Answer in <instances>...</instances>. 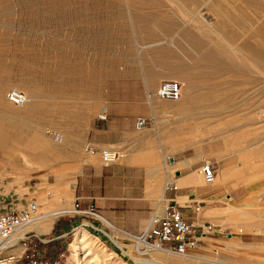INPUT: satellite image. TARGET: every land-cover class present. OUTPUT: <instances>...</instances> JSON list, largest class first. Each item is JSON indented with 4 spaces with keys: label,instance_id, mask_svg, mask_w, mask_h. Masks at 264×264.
I'll return each instance as SVG.
<instances>
[{
    "label": "rangeland",
    "instance_id": "rangeland-1",
    "mask_svg": "<svg viewBox=\"0 0 264 264\" xmlns=\"http://www.w3.org/2000/svg\"><path fill=\"white\" fill-rule=\"evenodd\" d=\"M134 5V2L104 0H0V120L7 127H12V131L14 128L21 131L23 137L21 143L13 142L21 150H17L15 155L22 162L15 157L0 155V196L12 195L11 200L4 197L1 206L19 208L28 200L35 204L37 200L41 205L34 214L33 219H36L46 210L45 203L50 205L47 198L51 195L44 188L46 182L59 186L76 180L79 165L88 154L85 135L82 137L84 124H87V128L92 114L99 112L105 82L133 74L134 68L119 66L118 63L128 62L125 58L139 57L146 50L170 51L175 57H180L184 45L196 46L197 36H190L188 42V36L162 33L166 30L161 28L162 24L149 23L145 28L135 29L145 33L133 35L117 33L133 30L128 26L104 24L109 17L111 23L114 21L111 18L113 11L132 10ZM238 9L241 11L239 14L249 17L239 18L238 34L200 36L206 38L208 57L212 54L213 47L210 45L213 44H223L228 48L232 44L233 48H238L236 76L232 77L235 81L197 84L202 95L190 98L188 109L192 118L186 121L187 125L195 122V108L191 105L194 100L204 96L213 102L210 105L215 106V111L220 112L211 116V122L213 126L222 124L226 131H215L212 127L208 136L219 133L222 138H228L229 175L237 177L231 182V186L234 184L232 187H236V194L231 196L230 193L229 196L235 202L244 198L236 206L243 208L254 223V226H233L229 233L233 239L262 241L263 244L254 250H245V254H192L210 259L190 260L188 256L164 251L157 254L159 259L166 257L180 261L177 264H264V93H261L264 91V70L259 65H252L246 52L237 46L240 36L249 35L256 27L258 21L255 16L260 12H253L252 3L246 0H238ZM253 13L254 16L250 17ZM206 28L210 29L208 26ZM219 30L217 26L216 31ZM195 55L194 50L190 61ZM211 64L213 68L223 67L217 60ZM142 69H149L151 74H156L164 68ZM10 89L23 93L28 100L26 105L9 103L5 95ZM179 100L162 101L163 104L172 105L161 107V110L171 108L174 111V103ZM220 103L222 108L218 106ZM171 121L175 122L176 119ZM202 132L192 129L183 133L188 134L191 141L200 138L203 142ZM220 141L216 145L213 140L210 148L207 145L208 156L213 157V148ZM42 153L41 163L32 160L31 154ZM217 174L213 185L217 183ZM244 174L248 176L247 182L256 185L251 189V197L248 186L238 181V177ZM39 183L42 188L35 189L34 186ZM225 197L228 196L215 198L212 204L222 202ZM39 199L42 201L39 202ZM72 200L73 193L60 217H74L66 213L71 208ZM205 221V224L212 223L208 219ZM45 224L49 225L50 220ZM66 232L45 248H39L34 242L33 250L38 253L34 256L49 264H156L151 254L157 250L140 255L133 252L129 244H125L122 246L127 248V254H118L112 246L103 242L102 236L87 227L79 225ZM18 237L14 236L10 244ZM12 249H3L1 252L3 255L13 253L15 257L20 255L15 264H25L29 254H20V243L14 248L17 251Z\"/></svg>",
    "mask_w": 264,
    "mask_h": 264
},
{
    "label": "crops",
    "instance_id": "crops-1",
    "mask_svg": "<svg viewBox=\"0 0 264 264\" xmlns=\"http://www.w3.org/2000/svg\"><path fill=\"white\" fill-rule=\"evenodd\" d=\"M104 1L135 3L132 10L113 11L112 23L110 17L104 22L107 26H128L133 29L117 33H145L135 29L145 28L149 23L162 24L161 28H166L162 33L188 36V42L190 36L194 35L197 36V44L192 47L184 45L180 57H175L170 51L146 50L139 57L125 58L129 61L117 64L134 68L133 74L105 82L99 112L92 114L87 128V124H84L82 136L85 135L87 145H91L94 150L88 151L84 156L75 181L68 184L64 182L59 186L57 183H45L44 188L51 195L47 198L50 205L45 203L46 210L16 235L21 236L24 231L32 233L35 236L32 240L39 248H45L64 236L67 229L72 231L82 225L87 220L84 216H74L72 219L60 217V211H65L64 206L73 193V200L78 198L82 205L92 202L97 212L111 226L130 234L143 231L150 215L154 212L162 214L166 205L177 206L190 221L203 224L206 223L205 219L212 221L211 230L201 236L196 246L189 250L190 260L210 259L192 254H245L247 249H257L263 244L262 241L233 239L231 233L230 236L227 235L233 226H254V223L243 208L236 206L244 198L235 202L231 197L236 194V187H232L234 184L231 186V182L237 177L229 175V152L226 148L228 138L218 136L219 133L208 136L212 127L216 126L213 128L215 131L225 130L222 124L213 126L211 122V116L220 112H216L213 106L206 108L207 96H204L194 100L191 105L195 108V122L187 125L186 121L192 118L188 109L190 98L202 95L197 84L208 81L234 82L232 77L236 76L239 59L238 48H233L232 44L230 48L223 44H209L213 48L208 57L206 38L200 36L214 33L236 35L239 32V18L249 17L239 14L238 0ZM246 1L253 3V12L256 10V3L264 2ZM253 16L254 13L250 17ZM217 26L219 31H216ZM194 50L196 55L190 61ZM213 60L221 62L223 67L213 68ZM151 67L164 69L156 74H151L149 69H142ZM218 75L223 78H215ZM164 80H175L180 86L181 100L174 103V111L171 108L161 110V107L172 104H163L154 96L155 89ZM99 115H103L104 119H99ZM137 116L147 120V124L140 129L134 127ZM173 118L176 119L175 122L171 121ZM192 129L203 130L201 136L205 141L201 142L200 138L194 141L188 139V134L183 132ZM213 140L216 145L219 141L220 144L213 148L211 157L207 155L206 147L208 145L210 148ZM103 148L119 154L114 162L106 165L102 163L99 150ZM204 160H210L214 164L215 175L218 171L215 185V179L210 185L203 184L201 180L198 169ZM170 180L175 189L164 191L165 182ZM238 181L245 187L248 186L251 197V189L256 186L255 183L247 182V174L239 176ZM34 188L42 187L39 183ZM221 195L228 197L219 201L220 203L216 201L212 204ZM196 204L201 209L198 212L193 211ZM38 205L40 207L41 204ZM48 220L50 224L46 225ZM45 243L49 244L44 245ZM117 243L121 246L127 244L124 240H118ZM16 245L15 241L10 248L17 251L14 249Z\"/></svg>",
    "mask_w": 264,
    "mask_h": 264
},
{
    "label": "built area",
    "instance_id": "built-area-1",
    "mask_svg": "<svg viewBox=\"0 0 264 264\" xmlns=\"http://www.w3.org/2000/svg\"><path fill=\"white\" fill-rule=\"evenodd\" d=\"M154 96L161 101H176L180 98V86L175 80H164L155 89ZM6 100L20 106L25 102V96L18 90L10 89L7 91ZM104 119L103 115L98 116ZM147 124V120L141 116L134 119V127L140 129ZM88 151L94 150L91 145L86 146ZM99 154L103 164L114 162L119 154L111 149H100ZM203 184L210 185L215 179V167L210 160H204L198 169ZM175 189V185L170 180L165 182L163 190ZM11 194L0 196V203L4 197L11 200ZM36 204L32 200H28L19 208L13 206L0 205V264H15L20 255L15 257L13 253L3 255L2 242L8 240L18 229L33 219L36 212ZM200 210L199 205L193 207L194 212ZM70 216H84L87 218L81 226L87 227L93 233L102 236L103 242L113 247L117 252H125V248L117 243L118 240H124L131 246V250L137 254L143 255L152 249H159L169 254L177 256H188L189 250L193 249L201 236H204L211 229L209 224L190 221L185 218L181 210L175 205H166L162 214L152 213L148 219L146 228L138 234H130L124 230L111 226L97 212L92 202L82 205L78 198H74L71 208L66 212ZM227 235L230 236L228 232ZM35 237L32 233L26 231L16 240V243L22 246L20 254H29L25 264H49L47 261H41L34 256L36 251L33 250ZM138 251V252H136Z\"/></svg>",
    "mask_w": 264,
    "mask_h": 264
},
{
    "label": "bare ground",
    "instance_id": "bare-ground-1",
    "mask_svg": "<svg viewBox=\"0 0 264 264\" xmlns=\"http://www.w3.org/2000/svg\"><path fill=\"white\" fill-rule=\"evenodd\" d=\"M253 4V3H252ZM264 4H259L256 3V12H260L258 15L255 16V18H257L258 24L256 25V27H254L253 30H251L252 32H250L249 35H244L243 37L240 36V39L238 37V39L240 40V44L237 43V46L242 48V50H244L246 52V55L248 56L249 60L251 61L252 65H259L263 68L264 70V6H262ZM241 18V17H240ZM248 26V25H247ZM246 26V27H247ZM250 26V25H249ZM246 33V31H245ZM243 35V34H242ZM239 42V41H237ZM239 48V49H240ZM23 59V58H22ZM3 62V61H2ZM58 87V86H57ZM16 90V89H15ZM261 93H264V91H261ZM25 96V95H24ZM218 98V97H217ZM181 99V98H180ZM215 99V98H214ZM179 100V99H178ZM177 101V100H176ZM28 102L27 98L25 97V102L20 105V106H24L26 105V103ZM218 102V101H217ZM206 108L209 109L210 104H213V102L211 103V100L209 98L206 97ZM222 105L221 103L218 105L220 106ZM205 106V105H204ZM218 106L217 109H218ZM215 107V106H214ZM222 108V106H220ZM219 107V108H220ZM220 108V109H221ZM210 111V110H209ZM208 111V112H209ZM220 111V110H218ZM207 112V113H208ZM210 112H213L212 110ZM209 112V113H210ZM215 112V111H214ZM223 113V112H221ZM209 115V114H208ZM212 115V114H211ZM217 115V114H216ZM213 116V115H212ZM204 117V116H203ZM210 117V116H209ZM216 127V126H215ZM214 127V128H215ZM12 127H7L6 123L5 125L3 124V121L0 120V155L3 156H9L10 157H14L17 158L16 160L19 162H22L21 159L15 155V152L18 150L19 152V148H16V146L13 144V142H17V143H21L23 141V137H22V133L21 131H16V128H14V130L12 131L11 129ZM212 129V128H211ZM219 136V134H217ZM215 135V136H217ZM15 136V137H14ZM22 146V145H21ZM21 151V150H20ZM24 152V151H23ZM25 153V152H24ZM43 153L42 154H31V157H33L32 160L36 161L37 163H41L43 160ZM19 158V159H18ZM4 162V161H3ZM10 163V162H9ZM4 167V165H3ZM73 186V185H72ZM41 200V199H40ZM36 206L37 208H39L38 203L36 202ZM63 210H61L60 212H62ZM68 211V210H67ZM32 220L28 221L26 224H24L20 229H18L8 240L2 242V250L3 249H8L11 247V239L16 236V234L19 231H22L23 228H25ZM26 229V228H25ZM20 237V236H19ZM18 237V238H19ZM14 239V242L18 239ZM79 239V238H77ZM79 241V240H78ZM152 250H157L155 253H152L151 255L154 257L155 263L156 264H177L180 263V261H176L175 259L172 260L171 258H162L159 259L157 257V254L160 251H158L159 249H152ZM149 250V251H152ZM149 251H147L146 253H148ZM138 252V251H136ZM139 253V252H138ZM145 253V254H146ZM185 257V256H182Z\"/></svg>",
    "mask_w": 264,
    "mask_h": 264
}]
</instances>
